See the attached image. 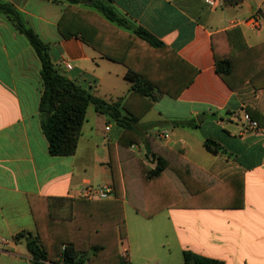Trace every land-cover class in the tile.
Listing matches in <instances>:
<instances>
[{
    "label": "crops",
    "instance_id": "0c3cea01",
    "mask_svg": "<svg viewBox=\"0 0 264 264\" xmlns=\"http://www.w3.org/2000/svg\"><path fill=\"white\" fill-rule=\"evenodd\" d=\"M109 1L117 13L147 30L184 63L178 64L168 85L173 92L181 88L177 97H157L137 130L143 138L151 134L169 150L184 151L188 162L213 179L211 193L220 194L211 199L223 200L190 209L171 205L150 218L134 209L136 216L130 215L123 201L125 235H116L115 246H122L117 256L123 260L126 251L129 264H184L182 254L190 251L223 264H264V121L256 130L247 129L246 104L217 74L214 59L215 53L227 55L231 38L247 47L264 42V0H213L212 6L208 0ZM18 2L12 4L49 46L61 76L107 102L128 98L132 84L124 78V66L103 58L80 38L64 40L58 35L65 3ZM257 10L262 11L261 27L254 30L244 21ZM234 28L238 33L228 39L226 32ZM39 71L26 39L0 14V264H30L24 238L13 239L19 232L36 235L29 196L46 198L51 216L65 221L74 217L75 200L84 199L86 188H112L107 145L116 146L121 127L88 108L74 155L51 156L39 123ZM253 97L264 103L261 91ZM164 99L170 104L160 106ZM191 120L195 127L183 125ZM206 140L217 143L220 152H207ZM129 151L149 169L155 168L144 143ZM233 176L242 180V208L231 207L226 184Z\"/></svg>",
    "mask_w": 264,
    "mask_h": 264
},
{
    "label": "trees",
    "instance_id": "16d2710c",
    "mask_svg": "<svg viewBox=\"0 0 264 264\" xmlns=\"http://www.w3.org/2000/svg\"><path fill=\"white\" fill-rule=\"evenodd\" d=\"M51 1L66 4L57 22L58 35L64 40L80 38L103 58L124 66V78L132 86L123 103L107 102L76 86L57 72L49 46L26 25L19 10L11 2L0 0V14L26 39L40 63L42 90L38 113L48 153L53 157L74 155L90 107L109 116L122 129L116 146L107 145L112 198L75 200L78 206L74 217L62 221L51 216L46 198L29 196L36 235L19 232L13 239L24 238L30 264H124L114 247L116 235H125L123 201L127 200L138 213L150 218L171 205L189 209L204 206L203 201L214 194L210 189L213 179L188 162L184 151L161 146L151 134L143 138L136 128L157 97L164 94L177 97L181 88L173 92L168 85L177 73L178 64L184 63L147 30L132 25L117 13L109 0H90L91 4L84 6H80V0ZM236 33L238 29L234 28L226 35L229 39ZM229 48L224 57L214 54L216 72L246 104L248 117L260 125L264 121V103L260 105L253 95L258 91L264 95V42L247 47L231 38ZM190 123L192 120L182 124L191 126ZM141 143L156 161L154 169L129 151L131 146ZM204 148L211 154L221 150L212 140H206ZM235 178L227 180L226 187L232 195L231 207L242 208L243 184L241 178ZM182 257L184 264H223L190 251H184Z\"/></svg>",
    "mask_w": 264,
    "mask_h": 264
},
{
    "label": "built area",
    "instance_id": "2783aa9c",
    "mask_svg": "<svg viewBox=\"0 0 264 264\" xmlns=\"http://www.w3.org/2000/svg\"><path fill=\"white\" fill-rule=\"evenodd\" d=\"M207 3L209 5H214L213 0H208ZM261 10H257L250 18L244 21L246 25H248L251 29L259 30L261 27ZM67 69H70V65H66ZM244 121L247 124L248 130H256L257 129V123L252 121L247 115H244ZM108 130V128H106ZM162 137L166 138L167 135L164 133ZM112 193V188L110 186H101V187H89L86 188L83 192V198L88 201L93 200H107L109 198V195ZM122 258L124 264H129V261L127 259L126 251H123Z\"/></svg>",
    "mask_w": 264,
    "mask_h": 264
},
{
    "label": "rangeland",
    "instance_id": "374dc122",
    "mask_svg": "<svg viewBox=\"0 0 264 264\" xmlns=\"http://www.w3.org/2000/svg\"><path fill=\"white\" fill-rule=\"evenodd\" d=\"M170 104V100H168V99H164L163 101H162V103L160 104V106H167V105H169ZM90 110H91V107H90ZM154 115H149V118H151V117H153ZM108 121L111 123V124H113V130H117L118 129V127L114 124V122L109 118L108 119ZM194 136H197L196 134L194 135ZM141 148H142V151H143V146H141ZM137 155H139L138 154V152H137ZM202 163V162H201ZM200 163V164H201ZM125 202V210L127 211V212H129L130 213V215H132V216H136L135 215V212H134V208L128 203V201L127 200H125L124 201ZM203 202H206L205 204H215V203H221V202H223V200H220V199H208L207 201L205 200V201H203ZM134 209V210H133ZM166 215V213H163L161 216H165ZM115 250L117 251L118 250V252H121V250H122V246L120 245V244H117L116 246H115ZM119 258H120V260L122 261V259H121V257L119 256Z\"/></svg>",
    "mask_w": 264,
    "mask_h": 264
},
{
    "label": "water",
    "instance_id": "95a60500",
    "mask_svg": "<svg viewBox=\"0 0 264 264\" xmlns=\"http://www.w3.org/2000/svg\"><path fill=\"white\" fill-rule=\"evenodd\" d=\"M19 0H11V3H13L14 5H18L19 4V2H18ZM80 4L81 5H90L91 4V1L90 0H80Z\"/></svg>",
    "mask_w": 264,
    "mask_h": 264
}]
</instances>
